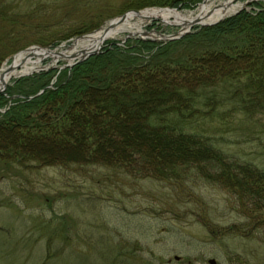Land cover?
<instances>
[{"label":"trees","instance_id":"16d2710c","mask_svg":"<svg viewBox=\"0 0 264 264\" xmlns=\"http://www.w3.org/2000/svg\"><path fill=\"white\" fill-rule=\"evenodd\" d=\"M111 1L63 4H107L117 16L146 7L194 9L201 0H115L116 8ZM249 4L253 11L241 9L167 42L107 41L98 54L61 71L50 88L53 70L17 79L0 93L1 108L10 100L0 112V161L123 169L165 181L194 170L255 206L256 223H264V168L221 145L228 135L234 142L264 134V8ZM101 14L39 42H68L99 28Z\"/></svg>","mask_w":264,"mask_h":264},{"label":"rangeland","instance_id":"374dc122","mask_svg":"<svg viewBox=\"0 0 264 264\" xmlns=\"http://www.w3.org/2000/svg\"><path fill=\"white\" fill-rule=\"evenodd\" d=\"M223 1L216 0L211 6ZM250 1L261 2L264 8V0H233V5L240 6L204 25H213L241 9L254 10ZM64 2L0 0V69L29 48L67 52L74 40L124 13L170 8L146 7L114 16L107 4ZM115 2L111 1V8H116ZM200 4L194 9H170L186 14L196 12ZM102 11L99 28L55 47L39 42L53 32H70L80 21L91 19V13ZM173 22V18H133L129 30L105 39L100 51L107 41L120 46L137 38L163 43L202 27L195 24L185 29ZM15 39H21L19 44H14ZM71 56V61L41 58L34 71L11 77L6 88L21 77L49 70L53 74L46 86L53 87L61 71L79 63L75 54ZM9 102L0 107L1 113ZM233 137L226 136L222 147L264 168V134L260 141L253 134L238 135L234 142ZM22 165L0 161V264H209V259L215 264H264V223H256L261 218L255 215L259 211L194 170H187L178 180L165 181L132 177L123 169L104 168L98 173L95 166Z\"/></svg>","mask_w":264,"mask_h":264},{"label":"bare ground","instance_id":"6f19581e","mask_svg":"<svg viewBox=\"0 0 264 264\" xmlns=\"http://www.w3.org/2000/svg\"><path fill=\"white\" fill-rule=\"evenodd\" d=\"M215 1L216 0H205L204 3L200 4L196 12L186 14H181L176 10L169 9H147L139 13H129L121 23H117L113 20L97 31L74 40L73 46L69 47L67 52L60 53L62 56L58 55L55 51H51L50 53L44 48H32L28 51L20 52L13 57L9 65H5L0 69V88L3 84H6L11 77L21 74L27 76V74H30L29 72L37 68V62L46 56H52L55 59L58 57L63 59L66 58L71 61L74 59L71 55L75 54V57L80 58L84 53L95 50L105 39L129 30L130 27H128V24L133 18L142 20L154 17L162 18L165 21H169L170 18H173V23L179 24L186 29L192 24L202 25L221 19L240 6L239 4L233 5V0H225L221 4L211 6ZM148 34L149 33H147L146 36ZM33 57L35 61L32 60Z\"/></svg>","mask_w":264,"mask_h":264},{"label":"water","instance_id":"95a60500","mask_svg":"<svg viewBox=\"0 0 264 264\" xmlns=\"http://www.w3.org/2000/svg\"><path fill=\"white\" fill-rule=\"evenodd\" d=\"M204 2H205V0H203L201 3H204ZM168 9H169V10H173V9H170V8H168ZM129 13H138V12H136V11H130V12L124 13V14H122L121 16H119L118 18L114 19V21H116L117 23H121V22H123L124 19H125L126 16H127V14H129ZM111 21H113V20H111ZM111 21H110V22H111ZM193 25H195V24H192L191 26H193ZM201 26H205V25L202 24ZM187 32H188V31H187ZM187 32H186V33H187ZM146 34H147V32H143L142 35H146ZM182 34H184V33H182ZM182 34H180V35H178V36H176V37H172V38H178V37H180ZM82 37H83V36H82ZM100 46H101V44H100L95 50H91V51H89V52L84 53L80 58H78L77 62H81V61H83L84 59H86V58L89 57V56H93V55L98 54L99 51H100ZM33 48H34V47H33ZM30 49H32V48H29V49H27V50H25V51H28V50H30ZM46 51H48V52L51 53L52 50L47 49ZM58 55L62 56V54H60V53H58ZM72 55H73V54H72ZM5 89H6V84H3L2 87L0 88V93H2ZM41 92H42V91H41ZM41 92L37 93L36 95H39ZM174 259L177 260V259H179V257H178V256H175ZM208 263H209V264H215V260H213V259H209V260H208Z\"/></svg>","mask_w":264,"mask_h":264}]
</instances>
